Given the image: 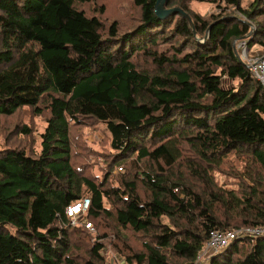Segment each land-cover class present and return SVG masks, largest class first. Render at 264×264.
<instances>
[{
  "label": "trees",
  "instance_id": "16d2710c",
  "mask_svg": "<svg viewBox=\"0 0 264 264\" xmlns=\"http://www.w3.org/2000/svg\"><path fill=\"white\" fill-rule=\"evenodd\" d=\"M154 1L0 0V119L44 121L35 154L2 137L0 264H116L69 224L66 206L84 197L81 217H110L97 238L114 235L124 264H195L212 228L264 224V90L234 52L249 22L246 46L264 55V0H165L193 29L179 13L158 19ZM85 122L105 131L108 170L128 166L115 185L71 163L70 126ZM223 171L234 186L214 178ZM203 264H264V236Z\"/></svg>",
  "mask_w": 264,
  "mask_h": 264
},
{
  "label": "rangeland",
  "instance_id": "374dc122",
  "mask_svg": "<svg viewBox=\"0 0 264 264\" xmlns=\"http://www.w3.org/2000/svg\"><path fill=\"white\" fill-rule=\"evenodd\" d=\"M245 1L247 2L249 0ZM205 7L206 6L204 3H198V9L201 10ZM248 25L253 26L249 22ZM154 43L155 42H152L151 44H146V46L149 47L148 51L152 52L158 48L159 44ZM257 48V45H252L249 48V52H257ZM148 51L147 49H140L139 55L137 56L140 64H149L150 59L147 56ZM227 83V81L223 82L224 86ZM0 122V144L3 143L2 137H4L5 141H7L8 139L11 144L22 146L26 151L28 150L30 154H35L39 150V133L42 131L44 126L43 116H32L29 115L27 112H21L18 118H16L15 115L2 117L0 119ZM15 123H17L16 125L18 126H20L21 124L27 125L29 127L30 133L27 136H21V134H18L16 131L14 135L13 131L11 130V126ZM69 134L72 143L70 146V155L71 163L73 166L81 168L86 175L95 178L97 182L100 181L105 175L106 185H115L119 177L126 175V170L128 169V166L126 164H117L110 171L108 170L106 164V160H109L110 158V156H107L110 151L107 146L108 139L106 137L105 131L100 128L99 123L92 124L85 122V124H71ZM235 165L237 168H240L241 162H235ZM213 175L218 183L225 182L227 183L226 185L234 186V180L230 176H228L224 171L223 173L214 172ZM104 204L109 207V205L105 201ZM81 218H83V216L78 219H74L73 222L69 221V224L71 226H79L81 224ZM100 219L101 225L99 228L94 226V228L92 227V230L88 229L86 231L90 234L89 241L96 240L103 244L101 252L106 260L111 262L114 261L116 264H124L122 258H119L118 256V252L115 248L116 245L111 244V240L112 242H115L116 240L114 235H111L109 237L104 236V238H97L96 231L106 230L107 228L104 227L106 225H110L111 222L110 217H108V220L106 221L104 218ZM85 220L88 221L86 218ZM118 232L126 238L127 243L131 247H135L137 245V243L135 242L136 239L133 238L135 236L132 234V232L124 228H120ZM203 262L205 261L202 258L199 262L195 264H203Z\"/></svg>",
  "mask_w": 264,
  "mask_h": 264
},
{
  "label": "built area",
  "instance_id": "2783aa9c",
  "mask_svg": "<svg viewBox=\"0 0 264 264\" xmlns=\"http://www.w3.org/2000/svg\"><path fill=\"white\" fill-rule=\"evenodd\" d=\"M252 29L253 26H249L250 31H248V33H246L242 38L234 40V49L239 60L247 67L250 74L260 83L264 90V55L256 52H249V49L246 46L247 35ZM88 202V198L84 197L66 206L65 214L70 218L71 222L83 215L88 207ZM80 222L85 228L92 230V225L84 218H81ZM258 236H264V224L240 226L228 230L212 228L209 230L207 238L204 241L202 248L198 251L195 260H199V258L206 254L207 251L209 254L219 251L231 240L248 238L250 241H253V239Z\"/></svg>",
  "mask_w": 264,
  "mask_h": 264
},
{
  "label": "water",
  "instance_id": "95a60500",
  "mask_svg": "<svg viewBox=\"0 0 264 264\" xmlns=\"http://www.w3.org/2000/svg\"><path fill=\"white\" fill-rule=\"evenodd\" d=\"M164 2L165 0H155L154 1V5H153V11L155 13V16L158 18V19H163L165 17H167L168 15H171L173 13H179L181 16H183L189 27L191 29H193V25H192V22L190 20V18L186 15V13L184 11H182L180 8L178 7H170V8H164L163 5H164ZM234 52H235V55L237 56V53L234 49ZM238 58V56H237ZM239 59V58H238Z\"/></svg>",
  "mask_w": 264,
  "mask_h": 264
},
{
  "label": "crops",
  "instance_id": "0c3cea01",
  "mask_svg": "<svg viewBox=\"0 0 264 264\" xmlns=\"http://www.w3.org/2000/svg\"><path fill=\"white\" fill-rule=\"evenodd\" d=\"M198 3H204L205 4V8L204 9H198L197 8V6H198ZM190 6H191V8L194 10V11H196V12H199V13H201V14H207V13H209V12H211V11H215L216 10V8H215V6L212 4V3H209V2H205V1H200V2H198V1H191V3H190ZM255 45V44H254ZM259 48V47H258ZM257 48V52H259V49ZM256 52V53H257ZM209 255V252L207 251L206 252V254L204 255V256H202V257H200V260L203 258L204 259V261H205V259H206V257L205 256H208Z\"/></svg>",
  "mask_w": 264,
  "mask_h": 264
}]
</instances>
